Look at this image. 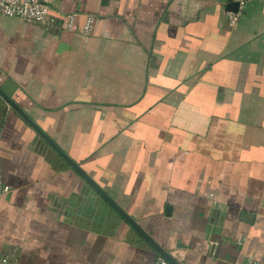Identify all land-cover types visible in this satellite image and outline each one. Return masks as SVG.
Segmentation results:
<instances>
[{"label":"crops","instance_id":"0c3cea01","mask_svg":"<svg viewBox=\"0 0 264 264\" xmlns=\"http://www.w3.org/2000/svg\"><path fill=\"white\" fill-rule=\"evenodd\" d=\"M230 2L0 14V88L180 264H264V0ZM0 180V264L161 259L1 95Z\"/></svg>","mask_w":264,"mask_h":264},{"label":"water","instance_id":"95a60500","mask_svg":"<svg viewBox=\"0 0 264 264\" xmlns=\"http://www.w3.org/2000/svg\"><path fill=\"white\" fill-rule=\"evenodd\" d=\"M228 10L238 12L239 3L232 1L228 4ZM0 95L39 133L55 150H57L67 162L94 188V190L106 201L114 210L118 212L133 228L156 250L162 261L166 264H180L167 250L146 232L138 222L103 188L90 176L79 164L72 160L61 148L24 112L19 105L12 100L1 88Z\"/></svg>","mask_w":264,"mask_h":264},{"label":"built area","instance_id":"2783aa9c","mask_svg":"<svg viewBox=\"0 0 264 264\" xmlns=\"http://www.w3.org/2000/svg\"><path fill=\"white\" fill-rule=\"evenodd\" d=\"M55 0H0V14L6 17L19 18L30 23L52 25L56 17L52 13V5ZM239 3V9L243 8L251 0H232ZM230 22L234 23L236 16L232 11L227 12ZM73 24V16H70L69 25ZM94 24V18L88 16L84 28V34H89ZM10 190V186L0 180V193ZM157 264H166L162 259ZM246 264H261L253 260Z\"/></svg>","mask_w":264,"mask_h":264}]
</instances>
